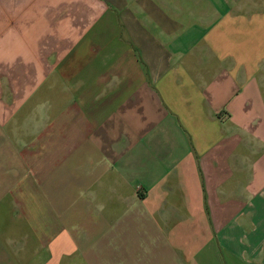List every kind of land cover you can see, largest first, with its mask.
I'll use <instances>...</instances> for the list:
<instances>
[{
	"label": "crops",
	"instance_id": "crops-1",
	"mask_svg": "<svg viewBox=\"0 0 264 264\" xmlns=\"http://www.w3.org/2000/svg\"><path fill=\"white\" fill-rule=\"evenodd\" d=\"M0 264H264V0H0Z\"/></svg>",
	"mask_w": 264,
	"mask_h": 264
}]
</instances>
